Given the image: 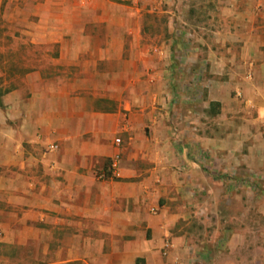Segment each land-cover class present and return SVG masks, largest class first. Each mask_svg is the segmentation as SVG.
I'll return each instance as SVG.
<instances>
[{
    "label": "crops",
    "instance_id": "obj_1",
    "mask_svg": "<svg viewBox=\"0 0 264 264\" xmlns=\"http://www.w3.org/2000/svg\"><path fill=\"white\" fill-rule=\"evenodd\" d=\"M26 1L56 66L0 68V264H264V0Z\"/></svg>",
    "mask_w": 264,
    "mask_h": 264
},
{
    "label": "rangeland",
    "instance_id": "obj_2",
    "mask_svg": "<svg viewBox=\"0 0 264 264\" xmlns=\"http://www.w3.org/2000/svg\"><path fill=\"white\" fill-rule=\"evenodd\" d=\"M174 4H169L176 10L170 12L169 16L162 13H156L152 19L158 23V26L153 29L154 33L161 35L167 33V22L176 19L179 16V21L194 18L198 22L207 20L209 12L214 13L216 6L220 4L219 0H173ZM26 0H0V68L8 70L10 73L16 72L15 76L7 78L5 85L15 86L18 83H23L22 80L27 79V72H31L40 66L45 67L49 73L54 71L55 61L51 60L49 54L52 53L50 45H35L30 41L32 25L36 18L31 12L24 11ZM195 9V10H194ZM176 15V16H175ZM175 16V17H174ZM182 23V22H181ZM181 27L182 33H189V31H202L199 27H190L183 23ZM170 34V33H169ZM188 36V35H187ZM185 36V44L182 46L192 47L193 44L187 40ZM179 37V36H178ZM176 37L177 39H179ZM198 43V42H197ZM178 45L175 46V52L180 49ZM160 62L161 59H157ZM36 67V68H34ZM62 77L55 74L43 75L45 83L57 82ZM27 81V80H26ZM4 82V81H1ZM40 82V80L38 81ZM64 82V81H63ZM154 215V214H153ZM208 231H213V219L208 220ZM204 225V224H203ZM264 239V237H263Z\"/></svg>",
    "mask_w": 264,
    "mask_h": 264
},
{
    "label": "built area",
    "instance_id": "obj_3",
    "mask_svg": "<svg viewBox=\"0 0 264 264\" xmlns=\"http://www.w3.org/2000/svg\"><path fill=\"white\" fill-rule=\"evenodd\" d=\"M116 142L118 144H120L122 141L120 138L116 139ZM49 150H56L58 148V145L55 143L49 144L48 146ZM120 164H121V155L119 153L115 154L109 164V168H108V172H103V173H99L98 177L101 179H106L109 176H113V177H117L119 175V170H120ZM150 211L153 214H156L158 212L157 207H151ZM172 242L171 241H166V248H170L172 247Z\"/></svg>",
    "mask_w": 264,
    "mask_h": 264
}]
</instances>
